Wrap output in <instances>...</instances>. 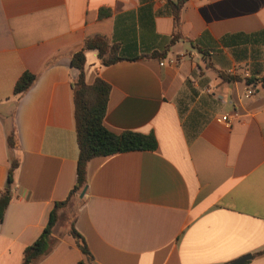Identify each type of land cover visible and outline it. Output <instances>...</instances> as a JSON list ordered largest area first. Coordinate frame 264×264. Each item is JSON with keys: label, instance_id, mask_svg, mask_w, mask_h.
<instances>
[{"label": "crops", "instance_id": "1", "mask_svg": "<svg viewBox=\"0 0 264 264\" xmlns=\"http://www.w3.org/2000/svg\"><path fill=\"white\" fill-rule=\"evenodd\" d=\"M177 1L0 0V197L20 163L0 264L22 263L75 187L72 58L98 36L146 56L104 66L85 52L87 85L111 88L105 127L153 135L157 147L92 159L85 196L58 209L37 264H264V87L245 83L264 76V0H186L178 22ZM25 72L36 81L16 95Z\"/></svg>", "mask_w": 264, "mask_h": 264}, {"label": "trees", "instance_id": "2", "mask_svg": "<svg viewBox=\"0 0 264 264\" xmlns=\"http://www.w3.org/2000/svg\"><path fill=\"white\" fill-rule=\"evenodd\" d=\"M185 2L186 0H179L173 4V11L177 22L180 10ZM107 14L108 12L103 10L100 12V17H104ZM182 39L179 35L174 36L170 44L172 45ZM192 45L195 46L193 43ZM88 50H97L101 58V64L104 66H110L125 60L136 61L146 57L126 58L118 53L116 47L111 46L105 38L100 36L85 40L81 50L73 56L72 65L79 71L78 78L72 82L76 135L79 148L77 180L68 200L55 205V208L51 212L48 225L40 237L24 250L21 264H37L39 260L48 254L51 248V234L57 223V211L60 207L67 205L72 197L80 195L87 187V167L92 159L135 150H155L157 147V142L153 135H143L134 132L115 134L105 127L104 121L107 114L111 88L101 79H97L93 85H87L85 82V52ZM167 50L161 55H153L152 58L166 55ZM201 53L205 56V52L201 51ZM226 79L228 81H242L239 77H227ZM35 81L36 75L25 72L15 85V94H24L34 85ZM245 83L251 87H264V76L248 78L245 80ZM7 143L10 148L17 147L13 136L8 137ZM19 165L20 163L17 159L11 161L9 183L0 197V223L3 222L7 208L12 200L15 175ZM70 235L82 253L91 261L92 255L88 246L84 238L75 229L74 224L71 226ZM263 253L264 251H261L257 255Z\"/></svg>", "mask_w": 264, "mask_h": 264}, {"label": "water", "instance_id": "3", "mask_svg": "<svg viewBox=\"0 0 264 264\" xmlns=\"http://www.w3.org/2000/svg\"><path fill=\"white\" fill-rule=\"evenodd\" d=\"M86 194V188L82 191V193L80 194V197L83 198ZM253 259L252 255H247L244 256L236 261H234L232 264H245L246 262L250 261Z\"/></svg>", "mask_w": 264, "mask_h": 264}, {"label": "built area", "instance_id": "4", "mask_svg": "<svg viewBox=\"0 0 264 264\" xmlns=\"http://www.w3.org/2000/svg\"><path fill=\"white\" fill-rule=\"evenodd\" d=\"M164 64H165V60H164L160 65H161V66H164ZM253 93H254V91H253L252 89H250V90L247 91V94H248V95H252ZM222 121L229 123L227 117H223V118H222Z\"/></svg>", "mask_w": 264, "mask_h": 264}]
</instances>
